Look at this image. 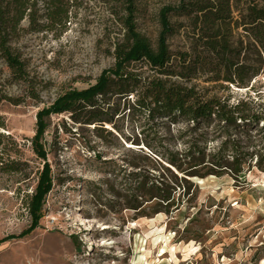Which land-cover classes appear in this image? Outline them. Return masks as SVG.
Segmentation results:
<instances>
[{"label": "rangeland", "instance_id": "obj_1", "mask_svg": "<svg viewBox=\"0 0 264 264\" xmlns=\"http://www.w3.org/2000/svg\"><path fill=\"white\" fill-rule=\"evenodd\" d=\"M133 1L136 30L155 48L159 10L176 0ZM77 2L68 4L66 28L58 34L45 27L46 7L39 0L38 28L30 30L24 19L11 43L26 63L36 97L25 92V84L0 79L2 92L21 99L17 105L0 101V240L29 225L25 202L42 168L30 142L37 111L67 90L94 83L114 64L115 44L124 37L120 4ZM167 43L172 51L181 49L184 31ZM194 83L228 106L245 103L239 107L243 115L264 117V66L242 88L202 78ZM129 97L128 103L106 97L105 117L112 119L103 124L107 132L95 128L97 122L83 123V112L80 123L69 112L46 118L42 143L53 185L44 216L30 234L0 242V264H264V179L253 180L264 172V119L236 120L230 127L216 120L195 127L151 121L143 111H129ZM234 155L243 162L235 163ZM167 158L178 160L184 172L209 174L179 177ZM144 176V190L154 180L170 199L144 194ZM103 239L114 242L100 246Z\"/></svg>", "mask_w": 264, "mask_h": 264}, {"label": "trees", "instance_id": "obj_2", "mask_svg": "<svg viewBox=\"0 0 264 264\" xmlns=\"http://www.w3.org/2000/svg\"><path fill=\"white\" fill-rule=\"evenodd\" d=\"M42 1L46 7L45 27L61 34L68 21V4L77 0ZM112 2L120 4L125 12L122 21L124 37L115 44L114 64L102 70L94 83L82 89L67 90L49 106L37 111L35 132L30 142L42 161V168L34 190L25 202L29 225L19 234L8 235L0 242L30 234L44 216V203L52 189L53 179L42 138L48 126L46 118L52 114L69 112L74 123H80L83 112L87 115L83 123L97 122L99 126L95 128L107 132L103 124L112 119L105 117V106L110 108L106 97H119L128 103L129 96H133L129 111H143L151 121L166 118L171 122L185 121L195 127L216 120L230 127L236 120L258 122L264 119L254 114H241L239 107L246 105L243 102L228 106L219 98L206 97L196 90L194 83L202 78L204 82H221L242 88L259 74L264 66V0H176L174 4L164 5L158 13L160 30L155 48L136 30L134 1ZM38 3L39 0H0V64L5 69L4 73L0 68V74H5L4 77L0 75V79L6 83L25 84V92L31 98L36 96L32 80L28 79L26 63L11 43L20 35L24 19L28 20L30 30L38 28ZM172 17L178 20L172 22ZM180 31H184L186 43L181 49L172 51L167 39ZM2 100L15 105L21 102V99L12 98L0 89ZM233 161L243 162L237 155L233 156ZM166 162L184 172L178 160L167 158ZM233 172L239 173V167ZM184 173L198 177L209 174ZM147 177L144 176L141 184L142 192L168 201L170 192H164L154 180L150 181L151 190H144L149 180Z\"/></svg>", "mask_w": 264, "mask_h": 264}, {"label": "bare ground", "instance_id": "obj_3", "mask_svg": "<svg viewBox=\"0 0 264 264\" xmlns=\"http://www.w3.org/2000/svg\"><path fill=\"white\" fill-rule=\"evenodd\" d=\"M258 78V75L257 76H255L253 79H257ZM171 168H173L174 169V171L172 170V172L175 174V175H177V176H179V177H183V174L181 173V172H179L178 170H176L172 165H170V164H168ZM170 168V169H171ZM188 178V177H187ZM262 179H264V172L263 173H261L260 174V176L259 177H254V181L255 182H257V181H260V180H262ZM80 217V220H82V222H84V223H87V229L88 228H90V226H91V224H90V221H85L86 219L85 218H83L82 216H79ZM131 224H134V223H132V222H130L129 223V225H131ZM107 226H103L102 228H106ZM131 228H134L133 226L131 227ZM128 230V229H127ZM114 241H106V240H102L101 241V245L100 246H106V245H108V244H112ZM90 245L91 244H94L95 243V241L92 239V238H90ZM199 250V246H194V251L195 252H197ZM161 252H163V253H161L160 254V256H162L164 253H165V251L162 249V251ZM143 257V255H139L138 256V258H142Z\"/></svg>", "mask_w": 264, "mask_h": 264}, {"label": "built area", "instance_id": "obj_4", "mask_svg": "<svg viewBox=\"0 0 264 264\" xmlns=\"http://www.w3.org/2000/svg\"><path fill=\"white\" fill-rule=\"evenodd\" d=\"M178 264H188V263H186V261H184L183 263H178Z\"/></svg>", "mask_w": 264, "mask_h": 264}]
</instances>
